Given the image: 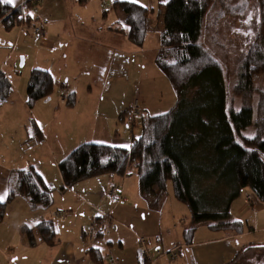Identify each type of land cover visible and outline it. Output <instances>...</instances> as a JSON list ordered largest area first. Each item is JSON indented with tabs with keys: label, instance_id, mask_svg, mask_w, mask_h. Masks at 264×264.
<instances>
[{
	"label": "crops",
	"instance_id": "1",
	"mask_svg": "<svg viewBox=\"0 0 264 264\" xmlns=\"http://www.w3.org/2000/svg\"><path fill=\"white\" fill-rule=\"evenodd\" d=\"M27 1L16 0L15 7L10 6L15 10L20 9L24 17L31 16L35 20L32 26L40 28L42 34L34 35L26 30L32 36H29L30 41H37L39 47L34 55L28 56L22 52V56L26 58L27 72L25 77L21 72L16 74L23 76V85L21 83L22 86L18 87L11 82L13 93L0 109V197H3L0 202L5 203L8 199L11 173L31 170L44 186L53 190V214L51 218L46 217L44 212L47 210L35 209L27 199L16 197L7 206L5 219L0 225V264H93L88 255L90 247L102 251L105 264H139L140 238L148 240L151 253L163 254L158 264H253L259 257L260 263L264 264V253L258 256L260 248L254 243L242 247L244 240L249 237L244 231L241 234L232 231L212 232L207 229L202 231L199 226L191 242L187 243L184 237L185 226L179 227L172 220L163 221L160 206L166 196L161 199V205L154 209L153 199L141 195L139 174L134 175V170L124 177L102 175L79 180L72 185L67 183L59 164L73 157L71 154L77 153L76 149L81 144L88 147L101 145L130 150L133 140L120 130V126L124 124L119 122V116L135 100L131 102L124 100V97L113 98L108 93L116 78L129 75L124 71L128 69L129 54L138 55V51L129 46L123 23L125 20L117 21L108 28L105 23L97 25L95 18L80 12L88 7V0H39L38 5L30 9L24 7ZM147 2L149 5L142 7L153 11L150 16L151 23L156 9L153 6L154 0ZM162 5L159 7L158 19L163 23ZM1 28L7 31L0 24ZM117 29L119 31H115ZM120 30H125V34L120 33ZM7 32L5 34L0 31V40L5 41L7 35L10 37L8 48L12 47L7 58L11 59L15 51L13 33L19 40L16 41V46L26 38L22 34H25L24 30L20 28ZM44 55L51 60H44ZM156 57L157 54L155 60ZM144 68L142 66V71ZM36 69L48 71L52 75L54 92L30 109L27 103V86L32 72ZM158 70L153 66V71L162 78L163 74ZM0 71L9 77L2 68ZM71 94H75L77 103L75 107L68 108L66 97ZM136 100L140 102L143 114L149 117L166 115L162 113L165 107L154 110L148 97L139 96ZM104 103H107L106 106ZM171 103L174 104V101ZM39 107H43L55 118L51 120L42 117ZM27 112L33 116L31 119L37 129L41 122L43 135L52 126V122L60 118L62 121L59 128L67 138V143L58 140L53 129L45 137L41 136L43 142L40 150L34 152L35 156L22 155L23 150L20 152V147L32 142L37 146L39 144L27 126L28 120L30 121L26 117ZM125 127L129 132L130 128L127 125ZM84 132L92 134L82 137L81 133ZM41 151L47 159V165L41 162ZM84 166L85 161L80 164L81 171ZM112 183L122 191L125 202L105 200L104 195ZM65 186L66 192L62 193L60 189ZM256 202L247 203L246 199L245 202L237 201L231 207V210L234 207L233 212L236 211L238 216L249 214L250 219L253 217L249 219L254 225L253 232L264 231V226L259 224V220L262 222L260 215L264 213V204L258 200ZM254 209L258 216H255ZM59 213L68 215L62 222L56 223ZM30 214L37 215L35 221H31ZM242 218L235 220L241 222L244 228ZM43 220L54 222L56 245L39 243L32 248L27 238L23 237V230L29 228L38 236L37 226ZM102 224L106 228L100 239L92 244L86 242L90 230ZM4 225L5 228L1 230ZM204 232L206 235L199 239V233L204 235ZM216 232L220 233L215 234ZM18 238H21L19 245Z\"/></svg>",
	"mask_w": 264,
	"mask_h": 264
},
{
	"label": "trees",
	"instance_id": "2",
	"mask_svg": "<svg viewBox=\"0 0 264 264\" xmlns=\"http://www.w3.org/2000/svg\"><path fill=\"white\" fill-rule=\"evenodd\" d=\"M38 1L28 0L24 7L34 8ZM219 4L223 8L218 19L230 14L241 16L248 8L247 2L230 6L228 0H168L162 5L163 31L155 62L176 94L174 109L158 117L142 113L135 119L129 108L120 114L119 122L130 130L141 131L139 137H133L130 150L91 145L82 171L76 156L59 164L69 185L102 175L124 177L135 170L140 193L153 199L154 209L171 182L175 199L187 205L191 213L192 226L184 232L187 243L203 224L210 225L213 231L241 234L243 225L232 220L231 207L245 190L264 204V90L254 83L264 75V0H258L259 31L243 58L232 90L234 99H240V109L235 107L233 97L230 99L221 64L201 42L205 21ZM114 7L125 16L128 39L142 47L151 31L153 11L129 2H116ZM34 22L20 9L0 3V24L7 31L32 26ZM120 33L125 34V30ZM54 85L48 71L34 70L27 86L28 107L33 109L37 102L49 98ZM12 93L10 78L0 71V109ZM76 103L75 94L66 97V107L73 108ZM253 124L256 136L250 139L244 132ZM18 196L35 209L53 207V190L44 186L33 171H13L8 199L0 202V225L7 206ZM23 232L32 248L39 243L56 245L53 221L39 223L38 236L29 228ZM100 237L98 234L97 239ZM88 255L93 264H105L100 249L90 247ZM139 264H147L140 250Z\"/></svg>",
	"mask_w": 264,
	"mask_h": 264
},
{
	"label": "rangeland",
	"instance_id": "3",
	"mask_svg": "<svg viewBox=\"0 0 264 264\" xmlns=\"http://www.w3.org/2000/svg\"><path fill=\"white\" fill-rule=\"evenodd\" d=\"M117 0H88L87 3V8L85 10H81L80 12L84 13V15H91L92 18H95V22L97 25H104L108 28L112 27L115 25L117 21H124L125 16L122 13V11L118 8L114 7V3ZM132 2V0H123ZM148 0H137V2L133 3H138V5H146L148 6L149 2ZM168 1V0H167ZM230 6H237L244 4L245 2L248 3V8L243 13L241 16H231L228 15L224 19H218L219 14L222 11L223 6L220 4L215 7V9L210 13L209 17L205 21L204 25V31L202 34L201 42L203 43L204 47L211 52L213 57L221 64L223 70H224V75H225V80L227 84V88L230 92V99L233 97V102L235 103V107L237 109H240V99L235 98L232 95V90L233 87L237 81L238 77V70L239 67L243 61V58L245 54L248 52L249 48L253 44L255 37L259 31L260 27V9H259V4L258 0H228ZM164 0H154V8L156 9L155 15L153 16V21L150 23V32L146 37L145 43L142 47H137L136 45L132 44V42L129 40V46L130 48L133 47L135 50L138 51V55H132V53L129 54V65L128 69L126 70V74H129L128 76L116 78L114 84L110 86V95L112 97H124V100H130L132 103L130 109L131 112L133 110L134 104L137 102V104L140 106V102L136 99H138L139 96L142 97H148L149 101L152 103L151 105L153 106V109L158 110L157 108L165 107L162 113L168 114L170 113L176 104V94L173 90L172 85L170 84L169 80L165 75L162 76V78L157 75L153 71V66H156V60H155V55L158 54L159 48H160V41H161V34H162V29H163V23L161 19H158L159 12H160V4H164ZM164 11V8L161 6V11ZM104 15V17H103ZM125 29H127V26H125ZM37 27L33 26H27V27H20L21 30H24L25 34H23V37L26 39H22L19 44L16 46L15 43L16 41H19L15 38L14 33H13V47H14V53L13 57L11 59H8V55H10V49L12 46L8 48L9 41L11 40L10 37L5 36L6 38L4 39L5 41L0 40V68L8 74V76L11 78V82L14 86H22L23 85V76L19 77L16 72H21L24 77L25 73L27 72V67H25V56L30 54H35L37 51L39 45L37 44V41L31 42L30 37L31 34L27 33L26 30L31 31L33 33V29ZM0 31L4 32L5 34H8L7 31H4L3 28L0 29ZM21 32V31H20ZM30 36V37H29ZM37 38V37H36ZM58 45V44H57ZM4 47V48H3ZM60 47V45L58 46ZM41 51H45V49H41ZM22 52H24V55L22 56ZM38 55V53H37ZM36 55V56H37ZM45 59L44 60H51L49 56L44 55ZM155 60V61H154ZM142 66H145L144 70L142 71ZM157 68V66H156ZM158 70V68H157ZM159 71V70H158ZM160 72V71H159ZM22 83V85H21ZM255 86L259 89L264 90V75L257 77L254 80ZM169 85V87H168ZM94 91H97L94 89ZM174 101V104L171 103ZM257 101V97H255V102ZM107 103H104L106 106ZM43 106V105H41ZM138 106V107H139ZM141 108V106H140ZM41 110L40 113L42 117L46 119H53L55 118L53 115H49L46 110L43 109V107H39ZM152 114V112H149ZM27 119L29 118L30 121L28 120L27 126L29 130L32 132V137L36 139L39 144H33L28 143L25 144V146L20 147V152L23 150L22 155H27V156H35V151L40 150V146L42 145L43 139L41 136L45 137V135H48L47 133L51 132L53 129L55 133L57 134V139L61 140L63 143H67V138H65L64 133L60 131V122L62 121L60 118L52 122V126H50L48 129H46L45 135L42 133L41 128V122H40V128L37 129V125L32 121L31 118H33L32 115H30L28 112L26 113ZM35 116V113H33ZM256 118V111L254 113L253 120ZM126 125L120 126V130H123L124 134H128V138L133 139V137H139L141 134L140 129L135 128L127 132L126 130ZM89 131V127L87 128ZM86 129V130H87ZM40 133V135H39ZM42 134V135H41ZM82 137H88L92 133L89 132H84L81 133ZM245 137L247 138H254L256 136V130L254 128V124L250 126L245 132H244ZM85 141H82L84 143ZM90 147V146H89ZM86 144H81L76 151L77 153L73 152L71 156L78 158L79 164L84 162V157L86 155V152L89 148ZM24 148V149H22ZM34 153V154H33ZM42 154V151H41ZM46 157L42 154V160L41 162L43 164H46ZM49 162H51V157L49 159ZM47 165V164H46ZM135 174L137 176V172L134 170ZM133 172V173H134ZM64 177L66 175L64 174ZM114 185L113 183L110 184ZM107 189L109 191L110 189ZM118 187V186H117ZM66 186L61 188L60 191L62 193L66 192L65 190ZM106 191V193H107ZM165 199L164 202L162 203V206H160V211H161V216L163 217V221H171L175 222L177 226H185L186 228H190L192 226L191 224V213L187 205L178 202L175 199L174 196V187L171 182L168 183L167 185V193L165 194ZM105 200H109L105 195H104ZM247 199V203H252V201L256 202L258 199L251 193L249 190H245L243 192V195L241 198H239L237 201H244ZM113 201V200H109ZM236 201V202H237ZM234 202L233 204H235ZM161 203V200L159 204ZM258 202H256L257 205ZM161 205V204H160ZM15 208V207H13ZM257 209V208H256ZM234 207L231 210L232 214V220L238 219L240 217H243L244 219V228L243 231L244 233H247L249 236L244 240V244H242V247L244 245H249L250 243H254L258 248V256L264 253V231H255L253 232L252 229H254V225L252 222H249L250 216L249 214H244L243 216H238L236 214V211L233 212ZM255 216H258L256 210H253ZM46 217L51 218V215L53 214V209L47 210L44 212ZM31 215V221H35L37 218V215ZM68 214H61L59 213L57 215V222L60 223L64 219H66ZM55 216V212H54ZM53 216V217H54ZM260 218L262 219V222L259 220V224L261 226H264V213H261ZM53 219V218H52ZM250 219V220H249ZM259 219V217H258ZM13 220V219H12ZM11 220V221H12ZM186 223V224H185ZM103 225V224H102ZM6 225L2 227L1 230L5 228ZM94 227L93 229H96ZM91 229L88 235L86 236V242H89V234L93 230ZM211 230L213 232V229L210 228V225L208 224H203L201 225L199 230ZM220 232H216L215 234H218ZM200 238L204 237L206 235V232L199 233ZM19 235V233H18ZM98 236V235H97ZM97 236L94 239V242L97 240ZM199 236V235H198ZM22 237V236H21ZM23 237L27 238V235L23 232ZM17 238V235H16ZM198 239V238H197ZM21 238H18L17 243L18 245L20 244ZM147 242V245L149 244L148 240L145 239ZM17 245V247H18ZM255 253V251H254ZM261 257H259L253 264H261L260 263ZM264 263V261L262 262Z\"/></svg>",
	"mask_w": 264,
	"mask_h": 264
},
{
	"label": "built area",
	"instance_id": "4",
	"mask_svg": "<svg viewBox=\"0 0 264 264\" xmlns=\"http://www.w3.org/2000/svg\"><path fill=\"white\" fill-rule=\"evenodd\" d=\"M33 34L34 35H41L42 30L40 28H35L33 29ZM137 104V102L133 106L132 110V116L133 118H139L142 114V110L140 106ZM105 196L109 200L117 201V202H125L126 200L123 197L122 191L116 186V185H111L109 191L105 193ZM106 226L105 225H100L96 229H93L91 233L89 234V242L90 244L94 243V239L98 234H102L105 231ZM138 246L139 250L144 254V257L146 259L147 264H157L158 259L162 257V254L160 252H157L156 255H152L151 252L148 249L147 242L145 241L144 238H140L138 241ZM157 256V258H155Z\"/></svg>",
	"mask_w": 264,
	"mask_h": 264
},
{
	"label": "snow or ice",
	"instance_id": "5",
	"mask_svg": "<svg viewBox=\"0 0 264 264\" xmlns=\"http://www.w3.org/2000/svg\"><path fill=\"white\" fill-rule=\"evenodd\" d=\"M132 2H137V0H132ZM164 2L166 3L167 0H164ZM0 3L12 5L13 7H15L16 0H0ZM29 15H32V14L29 13ZM2 199H3V197H0V200H2Z\"/></svg>",
	"mask_w": 264,
	"mask_h": 264
}]
</instances>
